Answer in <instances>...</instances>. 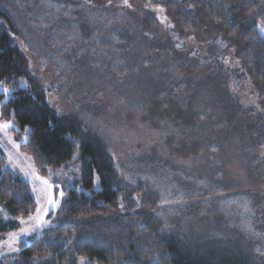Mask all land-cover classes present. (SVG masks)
<instances>
[{"label":"trees","instance_id":"16d2710c","mask_svg":"<svg viewBox=\"0 0 264 264\" xmlns=\"http://www.w3.org/2000/svg\"><path fill=\"white\" fill-rule=\"evenodd\" d=\"M15 1L26 3L31 15V7L37 8V4L40 10L34 16L45 26L51 42L57 32L61 38L59 58L66 54L68 44L69 58L74 61L80 56L84 60V81L99 82L104 89L87 92L83 81L76 112L59 114L48 101L41 78L30 71L24 51L27 45L24 41L22 46L20 29L2 6L4 0H0L2 118L13 120L16 136L27 134L20 148L37 171L51 181L50 171L70 161L77 147L82 163L81 179L75 182L82 188L69 184L64 189L61 219L65 222L45 227L31 240L21 242L15 253L0 256V264H262L248 237L252 232V238L264 239V229H254L255 224L260 226L264 213L252 204V195L250 207L246 203L243 207L240 202L245 215L215 220L210 215L213 208L202 213L191 210L197 208L199 201L179 192L168 197L154 195L151 176L164 177L162 172L168 170L163 162L181 156L175 151L181 143L171 146L165 142L171 134H182L187 123L177 111L184 110L186 103L179 105L175 99L188 97L187 89H200L202 79L211 74L208 71L217 72V80L225 91L221 98L228 94L237 99L238 90L247 82L258 86L264 101V35L258 27L264 20V0H128L131 7L123 0H96L101 6L95 7H100L102 15L112 16L113 10H119L129 22H121L125 27H119V22L117 27L107 23L96 27L90 36L96 45L90 51L84 40L86 34L77 40L70 31L76 16L69 15L72 9L60 0ZM89 1L93 4L94 0ZM200 16L220 33L199 36ZM238 35L243 46L237 49L232 42ZM230 48L237 49V62L229 60ZM65 66L66 75L75 68L71 64ZM193 83L197 85L190 88ZM3 88L11 90L7 99ZM106 93H118L122 107L118 118L124 124L128 122L125 116L131 115L130 122L139 127L143 137L154 134V140L148 143L143 137L131 140V144L138 145H131V161L137 160L140 167L129 177L124 173L128 163L123 161V166L120 160L125 144H114L115 139L126 142L127 137L119 135L124 128L100 125L108 114L110 96ZM173 102L180 108H175ZM202 105L204 113L218 110L224 121H235L221 105ZM187 108L191 109L189 105ZM203 122L187 124L196 130ZM224 124H220L221 131H225ZM204 135H209L208 130ZM253 138L249 147L258 143V138ZM254 162L250 160L255 165ZM5 164L6 155L0 146V204L12 218L4 220L0 215V233L16 229L18 224L13 218L28 216L36 207L29 183L6 170ZM178 171L168 175L166 188H183L190 196L200 193L195 183L178 175ZM95 173L99 176V189L93 185ZM217 184L221 181L217 180ZM226 197L237 200L234 195ZM254 198L260 201L258 195Z\"/></svg>","mask_w":264,"mask_h":264},{"label":"rangeland","instance_id":"374dc122","mask_svg":"<svg viewBox=\"0 0 264 264\" xmlns=\"http://www.w3.org/2000/svg\"><path fill=\"white\" fill-rule=\"evenodd\" d=\"M3 3L2 6L6 8V11L12 16L11 18H13V21L20 29L23 39L22 46H24V41L27 45L24 51L28 59L29 69L33 74L41 78L42 81L40 83L47 92L48 101L55 105L59 114L75 113V106L78 104L80 88L84 79H87L83 69L84 60H82L80 56H78L77 59H74V61L69 58L67 49H69L70 46L68 44L65 46L66 54H63L61 59L59 58L57 49L59 48L61 38L57 32L56 37H54L51 42L49 39V33L47 31L45 32V26H41L40 20L36 19L34 16L40 10V7H38L37 4V8L31 7L33 13V15H31V12L28 11L27 8L28 5L24 2L19 3V1L15 0H7L6 2V0H4ZM60 3L65 5L68 9H72L69 15H75L76 20L70 31H72L77 40L83 37L81 34H86L88 39L84 38V40L88 41V50L96 45L93 42V38L90 37L92 36L93 30L98 29L96 27L104 23H107L109 27H114L118 22L122 25L119 27H125L126 24H122L121 22H129L128 18L119 14L121 13L119 10H113L112 16L102 15L100 7H95L101 6L96 0L93 1V4H91L89 0H60ZM238 6L239 5L236 4V7ZM77 9L79 10L76 13L75 10ZM237 12L239 14L241 13L240 10ZM127 17H129V15H127ZM200 18L202 26H200V33H198L199 36H209L220 33V31L216 32V29H213V25L210 22L204 20L201 16ZM236 19L239 20L240 17H236ZM240 39L241 36L238 35L235 41L232 42L237 49L243 46V42L240 41ZM236 48H230L229 50L231 53L228 56L229 60L231 59L232 61L235 59L237 62ZM65 64H71V66L73 65V67H75L71 69L72 73H67L66 75L67 67ZM208 72L211 74L202 79L204 82H201L203 86L201 85L198 87L200 89H187L185 92H187L188 97H177L175 99L179 105H184L186 103L183 108L184 110H182L178 104L174 102L172 103L175 108H180V110L177 111H179V115L185 119L184 122L194 123L199 121L200 123L202 120L204 122L197 125L196 130L194 129L195 126L186 123L184 124V128H182V134L167 135L169 137V140H165L167 145L171 144V146H173V143L175 142L181 143V146L175 150L180 152L179 155L181 156L175 157L173 160L162 161V166H165V168L167 167L168 171L162 172V174L165 175L164 177H159L157 174L151 176V191L154 195L160 194L162 197L164 195L168 197L171 194L179 192L182 196L187 197L188 199H195L199 201V204L198 206L196 205L197 208H191V210H198L202 213V211L212 210L209 208H213V214L210 215L214 216L215 220L224 221L225 218H238L241 215H245L242 213L240 202L243 204L246 203V206L250 207L251 195L252 204H254L255 207L258 206V211L264 213L263 98L261 97V94H258V86L255 83L247 84V82L244 83L245 86H241L240 90H238L237 99H232L228 94L221 98L225 91L221 89V81L219 82L217 80V72ZM244 81H246L245 78ZM211 82H216V84L212 85L213 83ZM195 85H197V83H193L190 88ZM84 87L87 92L93 93L100 92L104 89L99 82H90L88 80L84 81ZM106 94L110 96L108 98V114L104 115V122L102 121L100 124V122L96 121V124H100L104 127L108 125V127L118 128L117 130H119V128H124V130H119V135L123 139L126 137L128 139L126 138V142L122 141V139L118 141L115 139L114 144L119 145V143L122 142L125 144L124 147L120 144L123 147L121 150L123 158L120 160L122 161L123 166L125 165L123 161L128 163V165L126 164L124 166V173L129 177L131 172L140 167V162L137 164V160L134 162L131 161L132 157L129 151L131 145L132 147L138 146L136 143L131 144V140L137 141L139 138L143 137V134L140 132L137 125L133 127L130 122V120H132L131 115L125 116V119L128 120L127 124H124L121 121L122 119L118 118L122 115V107L118 99V93ZM9 96L10 95H6V99ZM203 97L208 100L202 99ZM185 100L188 101L185 102ZM204 103H210L213 106L221 105L229 112V115H231V118L235 119V121L229 122V120L227 121L226 119L224 121L220 118L221 115L219 116V114L221 112L218 110H214L215 112L204 113L202 105ZM188 105L191 109L187 108ZM244 108H246V110ZM247 109L253 110V113ZM253 117L259 119L256 121ZM226 118H228V116H226ZM3 122H11L14 126L13 128L0 131V146L6 155V164L4 167L6 170L23 178L29 183L32 195L36 202V207L34 212L30 213L28 216L13 218L18 224L16 229L0 233V256L15 253L21 242L31 240L38 235L43 228L57 226L58 224L65 222L61 219L65 199V186L72 184L79 187L80 185L75 184V182L80 181L82 176V163L78 147L75 149L70 161L57 166L50 171V177H52L53 181H51L50 178L41 175L37 171L30 157L20 148V144L27 139V134L22 133L20 136H16L14 130L17 128L13 120L2 118L0 112V123ZM250 122L254 123L251 124ZM255 123L257 124L255 125ZM220 124L225 125V131H221ZM207 130L209 135L205 136L204 134ZM253 136L258 138V143L249 147L248 145L250 144V141L255 139ZM143 139H145L147 143L153 141L154 134L151 133L148 137L145 135ZM181 153H184V156H182ZM250 160L255 161V165L250 163ZM175 169L179 170L178 175L183 176L186 179L188 178V180L195 183L194 186L200 193L190 196L185 193L183 188L181 191L167 189L166 184L168 182V175H174L172 172ZM170 170L172 171L171 173L169 172ZM95 174L93 185L94 188L99 189L101 184L100 181L97 180L98 174ZM56 177L58 179H56ZM218 178H221V180ZM217 180L218 182L221 181V184H217ZM43 181H47L48 185H55V187L48 188ZM61 191L63 192L62 197L60 196ZM50 194L54 201H56L54 206L49 205L48 197ZM227 195H234L237 200L233 201V198L226 197ZM257 195L260 197V201L254 198ZM224 197H226L227 200H223L219 203V200ZM242 206L244 207L245 204ZM38 209L39 212L37 211ZM46 209L47 212H45ZM204 214L206 217L209 215L207 213ZM0 215L4 220L12 219L1 204ZM41 220L45 223L41 224ZM76 221L78 220H70V222ZM261 221L260 226H257L254 223L255 230L259 231L264 229V216ZM251 234L252 232L248 237L252 242L255 257L259 258L262 264H264V239L258 237L254 239L251 237Z\"/></svg>","mask_w":264,"mask_h":264},{"label":"snow or ice","instance_id":"6c2138e0","mask_svg":"<svg viewBox=\"0 0 264 264\" xmlns=\"http://www.w3.org/2000/svg\"><path fill=\"white\" fill-rule=\"evenodd\" d=\"M123 3L128 6V7H131V5L129 4L128 0H123ZM259 27V31H260V34L261 35H264V20H261L260 21V24L258 25ZM3 82H0V85H2ZM3 93L5 95H10L11 94V90H9L8 88H3ZM14 115V113H13ZM14 126L12 125L11 122H3V123H0V131L4 130V129H10V128H13ZM97 180H99V176H97ZM43 183L45 185L48 186V188H53L55 187V185H48V182L47 181H43ZM60 196L62 197L63 196V192L61 191L60 192ZM48 202H49V205L50 206H54L56 201H54V199L52 198V195L50 194L49 197H48ZM121 207H123V205H121ZM39 212V209L37 210ZM45 212H47V209L45 210ZM41 224L45 223L43 220L40 221ZM23 231V230H22ZM26 234V233H25ZM259 251V249H258Z\"/></svg>","mask_w":264,"mask_h":264},{"label":"bare ground","instance_id":"6f19581e","mask_svg":"<svg viewBox=\"0 0 264 264\" xmlns=\"http://www.w3.org/2000/svg\"><path fill=\"white\" fill-rule=\"evenodd\" d=\"M5 168V167H4Z\"/></svg>","mask_w":264,"mask_h":264}]
</instances>
